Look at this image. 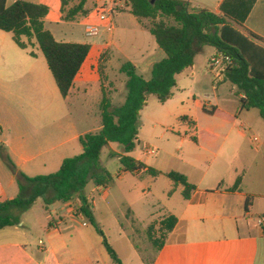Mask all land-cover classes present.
Segmentation results:
<instances>
[{
    "label": "crops",
    "instance_id": "crops-1",
    "mask_svg": "<svg viewBox=\"0 0 264 264\" xmlns=\"http://www.w3.org/2000/svg\"><path fill=\"white\" fill-rule=\"evenodd\" d=\"M16 1L9 0L8 3L10 5ZM28 1L49 7L44 25L57 41L89 44L90 51L74 79L68 96L63 97L44 54L39 53L41 50L36 40L32 39L28 48L23 49L16 44L11 33L0 30V144L14 164L10 166L5 161V164L0 166V192L7 190L15 194L19 193L18 173L27 176L55 173L66 158L83 153L80 143L82 135L101 129V111L97 125L85 129L74 120L69 111V104L86 107L93 101L100 110L104 91L110 97L112 106H116L114 102L123 94L120 86L126 88L127 76L124 79L118 77V70L113 66V58L117 57L121 61L119 71L123 63L131 62L145 79L150 78L153 65L165 58V53L158 46L154 36L131 13L129 0H88L86 7L91 9L89 15L74 21L63 19L61 0ZM186 1L193 8H205L219 13L224 0ZM100 5H105L110 11L109 17L105 20H101L94 13L96 7ZM114 11L134 16L137 21L133 30L125 26L129 37L124 40H114L115 24L111 15ZM89 20L100 26L99 34L92 38L85 36V21ZM238 28L245 34L252 32L264 39V0H256L244 24ZM24 40L27 41L26 38ZM215 53H217L215 48L211 46L198 48L193 66L176 76L177 86L173 90V97L162 104L167 105L166 107H170L172 103L180 105L178 110L182 114L180 120L190 123L195 128L196 140L217 147L222 138L219 132L230 123L236 127L237 118L243 117L241 119L243 135L250 130L251 127L245 118L251 109L241 110L236 87L233 85L232 93L238 101L237 104L222 108L212 103L197 101L195 96H192V102L186 105L185 98L189 100V96L185 87L180 85V77L186 74L194 75V66L199 59L204 62L203 73L207 77L211 76L208 62ZM224 82L226 81L215 84L211 76L210 83L216 92L218 85ZM34 90L41 92V99L35 95ZM30 92L34 95H29ZM146 107L140 112V122ZM204 108L214 110V113L209 114ZM220 113H223L222 116L216 118ZM205 115L212 116L213 124L202 129L199 120ZM160 118L161 116H158L152 120L155 123L159 122ZM261 125L263 128L261 140L254 143L251 138L257 149L256 154H260L261 149H264V124ZM200 130L208 133L209 136L205 140L203 136L198 135ZM124 155L129 153L124 152L123 146L117 148L112 146V143L101 151V165L112 174V183L116 177L124 181L126 175L130 174L122 170L121 164L115 171L109 168L114 158L120 162V157ZM135 159L146 164L142 158ZM221 160V170L215 175L217 179L215 187L203 185L208 174L205 172L200 176L198 183H191L196 186V190L188 200L183 197L184 187L176 185L171 180L165 198L169 200L179 195L181 200L177 209L169 203L142 201L141 207L147 212V222L157 217L163 220L170 215L177 218V224L168 233L164 246L157 251L150 263H146L139 254L132 239L133 231L119 223L120 235L127 238V242L139 258L137 264H264L261 246L264 225L258 223V220L264 217V192L245 189L244 169L227 158L221 157ZM147 173L146 170H142L131 175L139 177ZM225 174L230 175L229 179H225ZM239 176L242 177L239 189L234 192L228 191ZM3 178L7 179L6 186L3 184ZM221 183L223 186L219 188ZM105 186L108 191L106 195L100 192L99 186L93 181L86 186L84 194L89 200L92 212L97 205V195L102 196L104 200L110 197V185ZM248 196L250 201L246 205ZM79 201L75 199L73 204H78ZM129 208L136 214L132 206ZM71 210L68 204L61 202L47 207L48 227L43 241L45 249L39 243L32 245L27 240V232L18 228L20 225L0 230V264H82L83 261H91V245L96 239L97 230L86 217ZM93 216L96 221L95 214ZM124 217L127 215L124 214ZM119 220L118 218L117 221ZM62 225L64 227L61 228ZM73 226H77L79 234L67 236L65 231ZM89 227L93 230H85ZM10 228L13 229L12 232H4ZM69 254L74 258L71 263Z\"/></svg>",
    "mask_w": 264,
    "mask_h": 264
},
{
    "label": "trees",
    "instance_id": "trees-1",
    "mask_svg": "<svg viewBox=\"0 0 264 264\" xmlns=\"http://www.w3.org/2000/svg\"><path fill=\"white\" fill-rule=\"evenodd\" d=\"M74 1L61 0L64 20L74 21L89 15L91 9L86 7L88 0ZM8 2L0 0V30L11 33L16 44L23 49L35 39L61 95L67 97L89 54L90 45L57 41L44 25L48 6L28 0H17L10 5ZM255 2L224 0L219 13H215L205 8H193L186 0H129L131 13L154 36L165 58L153 65L149 79L139 74L133 63H123L120 71L127 76L124 103L113 107L110 97L103 91L100 105L102 127L97 132H88L80 137L82 154L66 158L55 173L37 176L17 174L19 194L0 202V230L17 226L21 222L20 214L29 210L40 197L47 207L56 202L67 204L79 199L82 202L80 214L100 234L112 261L122 264L96 223L84 194L90 181L97 186L110 185L113 181L112 174L101 165L102 149L109 143H118L127 154L134 150L139 142L140 112L147 106L149 97L154 95L160 103L170 100L177 86L176 76L193 66L197 49L203 46H211L217 53L232 58L233 65L226 72L224 81L236 87L241 110L258 109L264 119V39L252 32L245 34L238 28L244 24ZM204 111L214 113V110L206 108ZM0 155L10 166H14L3 146H0ZM120 164L122 170L130 174L142 170L154 176L161 174L130 155L121 156ZM167 176L176 185H182L183 197L190 199L196 186L177 171H171ZM241 181L239 176L228 191H237ZM222 186L221 183L219 188ZM249 201L250 196L246 205ZM176 224L177 218L170 215L160 222V241L150 234L157 251L162 249L168 233Z\"/></svg>",
    "mask_w": 264,
    "mask_h": 264
},
{
    "label": "rangeland",
    "instance_id": "rangeland-1",
    "mask_svg": "<svg viewBox=\"0 0 264 264\" xmlns=\"http://www.w3.org/2000/svg\"><path fill=\"white\" fill-rule=\"evenodd\" d=\"M78 1L75 0L74 2ZM111 15L114 17L115 24L114 40L119 41L129 37L125 26L129 30H133L137 22L135 17L122 14L118 11H114ZM85 22L96 23L91 20ZM147 34L152 36L150 33ZM39 53L42 54L41 51ZM120 65L121 61L117 57L113 58V66L118 70V77L124 79L126 75L119 71ZM203 66V60L199 59L195 63L193 76L186 74L180 77V85L185 87L186 94L189 96V100L185 98V104L189 105L192 102V96H195L197 101H203L207 104L212 103L222 108L237 104L238 101L232 93V84L224 82L218 85V91L216 92L210 83L211 76L207 77L203 73ZM120 89L123 94L114 102L115 107H119L126 96L125 86L121 85ZM34 93L41 99L42 95L40 91L34 90ZM34 93L30 92L29 95H34ZM166 106L160 103L154 95L149 97L144 117L139 123L138 138L140 142L129 153L134 158L139 157L144 159L148 167L161 172V174L157 177H154L150 173L139 177L128 174L124 181L116 177L115 181L109 186L111 195L107 200H104L100 195L96 196L97 205L92 213L95 214L96 222L124 264H137L139 258L130 247L127 238L120 235L119 223L124 228L133 231L132 239L139 254L146 263H150L157 253V246L151 240L150 234L158 241L161 240L160 222L162 220L161 217H157L147 222V212L145 208L141 207L142 201H160L169 203L174 209L179 207L181 200L179 195L169 200L165 198V194L172 183L167 173L177 171L185 175L190 183H198L200 176L206 172L208 174L203 185L210 188L215 187L217 181L215 175L221 170V157H224L244 169L243 187L245 189H255L264 192V149L260 148L261 153L256 154V146L251 141V138L254 136H257L260 140L262 137L263 128L261 124H264V120L261 118L258 109H251L245 118L251 127L250 130H247L243 135L241 133L243 128L241 126V119L243 117L237 118L235 122L236 127L233 123H230L219 132L222 138H220L219 146L216 147L196 140L195 128L190 123L180 120L182 115L178 112L180 105L172 103L170 107ZM69 111L76 123L80 127L87 129L97 125L101 109L99 110L92 101L86 107L71 103V105L69 104ZM222 114L220 113L216 118H220ZM158 116H161V118L155 124L152 119ZM211 118L212 116L210 115L203 116L199 120L200 127L205 129L207 126H211L213 124ZM198 135L203 136L204 140L209 136L205 130H200ZM112 146L118 148L120 145L112 143ZM148 150H152L153 153H147ZM105 154H103V158H105ZM218 155L221 157H218ZM2 164H5V160L0 155V166ZM193 165L195 167H192ZM119 166V160L114 158L109 168L111 171H115ZM229 177V174H225V179H229ZM6 183L7 179L3 178L5 186ZM131 188L132 193L129 191ZM18 194L7 190L1 191L0 201L16 197ZM130 206L136 210V214L132 212L129 208ZM15 213L18 212L15 211ZM47 214V206L41 197L36 200L29 210L20 214L21 222L18 224L20 225L18 228L27 232V240L32 245L39 243L40 240L45 241V231L48 227ZM124 214L127 215L126 218ZM118 218L120 219L119 221H117ZM11 230L13 229H6L4 232H12ZM85 230L93 229L89 227V229L85 228ZM65 233L67 236L79 234L77 226L71 227ZM95 234L96 239L91 245V261H83L82 264H114L102 244V237L97 232ZM261 246L264 257V239L261 240ZM66 250L65 248V252ZM69 256V263H71L74 258L70 254Z\"/></svg>",
    "mask_w": 264,
    "mask_h": 264
},
{
    "label": "built area",
    "instance_id": "built-area-1",
    "mask_svg": "<svg viewBox=\"0 0 264 264\" xmlns=\"http://www.w3.org/2000/svg\"><path fill=\"white\" fill-rule=\"evenodd\" d=\"M110 11L107 9L105 5L97 6L94 13L95 15L100 18L101 20H105L109 17ZM100 26L97 23H86L85 24V36L88 38L95 37L99 34ZM233 65V60L230 56L224 55L222 53H215L212 55L208 62V71L211 74L213 78V82L215 84L220 83L224 81L225 74L228 71L229 68ZM252 141L254 143L259 142V138L257 136L252 137ZM147 153L152 154V150H148ZM100 192L103 195L107 194V186L101 185L99 186ZM74 201L67 203L70 208H72V212L76 213L77 215L80 214L79 210L81 208L82 202L79 201L78 204H73ZM259 225H264V217L260 218L258 220ZM40 246L45 249V243L40 240L39 241Z\"/></svg>",
    "mask_w": 264,
    "mask_h": 264
}]
</instances>
